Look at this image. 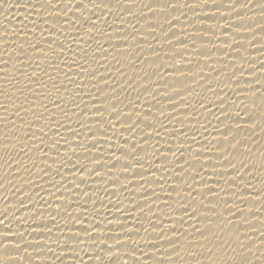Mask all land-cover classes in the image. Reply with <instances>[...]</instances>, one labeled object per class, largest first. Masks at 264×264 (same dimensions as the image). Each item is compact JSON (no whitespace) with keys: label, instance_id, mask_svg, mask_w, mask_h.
Returning <instances> with one entry per match:
<instances>
[{"label":"snow or ice","instance_id":"snow-or-ice-1","mask_svg":"<svg viewBox=\"0 0 264 264\" xmlns=\"http://www.w3.org/2000/svg\"><path fill=\"white\" fill-rule=\"evenodd\" d=\"M0 15V264H264V0Z\"/></svg>","mask_w":264,"mask_h":264},{"label":"bare ground","instance_id":"bare-ground-1","mask_svg":"<svg viewBox=\"0 0 264 264\" xmlns=\"http://www.w3.org/2000/svg\"><path fill=\"white\" fill-rule=\"evenodd\" d=\"M189 15H191V14H189ZM3 22H4V17L2 15H0V23H3ZM13 22H15V20ZM254 55L258 56V54H254ZM0 171H2V169H0Z\"/></svg>","mask_w":264,"mask_h":264}]
</instances>
